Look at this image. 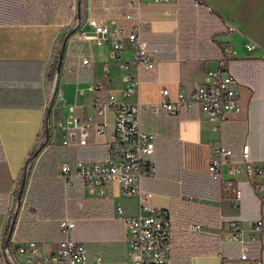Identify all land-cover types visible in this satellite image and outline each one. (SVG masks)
Returning a JSON list of instances; mask_svg holds the SVG:
<instances>
[{
  "label": "crops",
  "instance_id": "crops-1",
  "mask_svg": "<svg viewBox=\"0 0 264 264\" xmlns=\"http://www.w3.org/2000/svg\"><path fill=\"white\" fill-rule=\"evenodd\" d=\"M128 1L77 0L74 5L71 0H0V264H6L1 251L6 246L35 242L39 255L55 252L65 237L59 225L65 217L75 221L69 237L85 244L90 261L128 264L127 226L117 208L136 216L138 200L124 196L118 184L100 196L77 177L67 182L61 173L64 162L107 158L114 114L98 116L94 100L106 102L109 94L120 104H139L140 127L154 138L149 161L155 173L142 186L152 194L151 205L171 217V264H264V227L259 240L250 238L252 224L261 217L259 198L243 178L242 201L234 208L208 173L210 144L217 140L237 154L248 144L251 159L264 160V0H198V6L196 0H141V38L155 62L151 70L124 69L132 60L130 49L115 60L109 44L79 38L82 26L90 31L89 18L112 30H131L136 21L126 17ZM247 44L253 45L251 52ZM226 49L234 52L228 68L240 84V114L219 131L196 106L177 114L160 107L163 90L177 102L179 94L189 99L207 84L208 72L218 68ZM85 57H91L89 66L82 65ZM128 78L139 80L131 96ZM95 86L101 88L94 91ZM50 111L62 122L72 114L91 118L88 144L63 146L58 135L29 165L18 199L25 162ZM104 122L107 131L99 135L96 126ZM13 217L12 230L6 232ZM232 223L243 231L240 241H229ZM243 247L248 250L245 260Z\"/></svg>",
  "mask_w": 264,
  "mask_h": 264
},
{
  "label": "built area",
  "instance_id": "built-area-1",
  "mask_svg": "<svg viewBox=\"0 0 264 264\" xmlns=\"http://www.w3.org/2000/svg\"><path fill=\"white\" fill-rule=\"evenodd\" d=\"M76 2L77 0H71ZM154 4H166L172 0H150ZM198 6L200 2L196 0ZM141 0H130L125 9L129 11L128 19L136 21L131 30L121 27L112 30L107 24L97 18H89L86 22L90 31H79V38L93 41L97 45L109 44L115 60H120L121 54L130 49L133 52L130 65H123L124 69L131 67L136 70L154 68L155 62L148 50L147 43L141 38L144 22L140 13ZM109 8H105L108 12ZM235 32L234 27H230ZM248 52L253 50L252 44H247ZM216 70L208 72L209 82L197 87L188 99L185 94H179L177 102L169 99V91L163 90V100L160 107L169 113L177 114L183 110L196 106L212 122L217 130H221L234 115L242 111L239 101L240 84L230 72L228 65L234 52L226 49ZM91 57L82 59L83 66H89ZM108 65L105 67L108 72ZM127 95H133L139 88L138 78L126 80ZM101 86L93 87L99 90ZM57 92V86L54 87ZM94 107L100 117H105L108 111L114 114V126L111 131L112 142L109 146L107 158L100 162L87 163L76 161L64 162L61 166L62 176L68 181L77 177L86 186L91 187L98 195L104 196L111 184H118L122 194L134 197L139 203V213L136 216H125L121 207L117 208L118 216L125 220L127 226V262L128 264H171L172 261V220L169 213L151 205L152 194L143 186V179L155 173L153 164L149 161L155 151L154 138L142 131L140 127L139 104H120L113 94H109L106 102L95 98ZM155 113L158 107H153ZM43 143L41 138L33 151H46L57 138L62 136V145L86 146L90 137V130L94 127L91 118L68 116L62 122L46 113L43 126ZM108 124L96 126V133L103 135ZM211 156L208 173L218 182L225 198H228L234 208L242 201L243 192L239 183L245 178L261 202V217L252 224L251 240H259L264 227V160H253L250 156V146L243 144L240 153L227 147L220 140L210 144ZM38 149V150H37ZM30 170V166H26ZM64 239L57 249L50 255H39L35 242L12 248L2 247V255L6 264H103L100 259L89 260L85 244L75 242L69 237L75 227V221L65 217L59 222ZM229 241L237 242L242 239L243 231L237 223L230 225ZM247 248H242L241 259L247 258ZM20 258V259H19Z\"/></svg>",
  "mask_w": 264,
  "mask_h": 264
},
{
  "label": "trees",
  "instance_id": "trees-1",
  "mask_svg": "<svg viewBox=\"0 0 264 264\" xmlns=\"http://www.w3.org/2000/svg\"><path fill=\"white\" fill-rule=\"evenodd\" d=\"M39 154H40V151L39 150L38 151H33L30 154V156L28 157V159L26 160L25 166L23 168L22 176H21V179H20V181L18 183L17 190H16V194L18 196H19L20 189L22 188L23 182H25V184H26V179H27L26 166L33 164V162L37 159V157H38ZM24 190H25V186H24ZM13 224H14V217L10 219V221L8 223V227L6 228V232L11 228V226Z\"/></svg>",
  "mask_w": 264,
  "mask_h": 264
},
{
  "label": "water",
  "instance_id": "water-1",
  "mask_svg": "<svg viewBox=\"0 0 264 264\" xmlns=\"http://www.w3.org/2000/svg\"><path fill=\"white\" fill-rule=\"evenodd\" d=\"M63 51H64V48H63ZM62 61H63V53L61 52V54H60V56H59L58 72H60V70H61ZM49 113H50V112H49ZM24 186H25V182H23L22 188L20 189L18 199H20L21 196H22V194H23ZM11 230H12V227H11Z\"/></svg>",
  "mask_w": 264,
  "mask_h": 264
},
{
  "label": "rangeland",
  "instance_id": "rangeland-1",
  "mask_svg": "<svg viewBox=\"0 0 264 264\" xmlns=\"http://www.w3.org/2000/svg\"><path fill=\"white\" fill-rule=\"evenodd\" d=\"M72 2H73V1H72ZM75 3H76V2H73L74 5H75ZM55 62H56V61H55ZM52 67H54V65H53ZM51 69H52V68H51ZM54 70H55V69H54ZM54 70H53V69L51 70V75H52V77H53V75H54ZM43 138H44V137L41 138L39 144H42V143H43ZM37 150H38V149H37ZM39 151H40V150H39ZM4 259H5V258H4Z\"/></svg>",
  "mask_w": 264,
  "mask_h": 264
}]
</instances>
